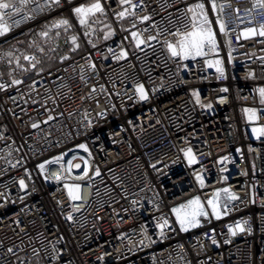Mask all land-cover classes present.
Listing matches in <instances>:
<instances>
[{"label":"built area","instance_id":"1","mask_svg":"<svg viewBox=\"0 0 264 264\" xmlns=\"http://www.w3.org/2000/svg\"><path fill=\"white\" fill-rule=\"evenodd\" d=\"M2 2L0 264H264V135L253 131L264 127V7L100 0L82 25L73 10L96 0ZM197 3L216 48L172 57ZM101 26L109 33L84 37ZM195 198L207 215L183 231L174 209L191 212Z\"/></svg>","mask_w":264,"mask_h":264},{"label":"snow or ice","instance_id":"2","mask_svg":"<svg viewBox=\"0 0 264 264\" xmlns=\"http://www.w3.org/2000/svg\"><path fill=\"white\" fill-rule=\"evenodd\" d=\"M24 2L26 3L27 0H24ZM121 5L124 4H128L130 5V7L132 9H135L137 7V5L132 3V0H119ZM53 3L55 4H59V0H53ZM257 3H259L262 7H264V0H257ZM10 7L9 3H5L2 2V0H0V9H8ZM204 4L203 3H197L193 6L188 7L187 12L191 13V18H190V22H191V31L185 32L180 34L181 35V39H179L175 45H173L172 43H168L167 47L168 50L171 53L172 57H179L181 59H188L189 57L195 59V57L197 56H205L208 54V52L214 51L216 48V42H215V38H214V34L212 33V30L210 27H206V25L209 23L207 15L204 12ZM212 8L215 9L216 5L213 2L212 4ZM74 13L80 18L79 22L80 24H85L87 23V17L91 16V15H95L96 13H103L104 9L100 3V0H96L95 3H92L88 6H81V7H76L74 10ZM127 10L125 11H121L118 13V16L123 18L126 15ZM134 14V13H133ZM143 20H148L149 17L145 16L142 18ZM69 22L67 20H61L57 23V25L55 26H60V25H68ZM221 31L224 30V25L221 24L220 25ZM6 27H0V35H3L4 32L6 31ZM248 32L250 33H255L256 29L253 28H249L247 29ZM41 35L43 36H47L48 33L44 32ZM259 35L264 36V26H262L261 31L259 32ZM132 36L134 38H137V33L133 32ZM155 37H149V39H154ZM73 43H75L76 41V37H72ZM144 43L143 40H138V46L139 44ZM205 48L208 49V51H205ZM126 55L125 53H121V56ZM118 59L120 57H117ZM25 59H29V57H25ZM205 63L209 66L212 67L213 66V62L212 61H205ZM216 66H217V71L218 72H223L222 68L219 67L220 61L217 60L215 62ZM13 84H19L21 83V81L19 80H13L12 81ZM0 87H3L2 85H0ZM137 92L140 94V98L141 99H147V96L144 92L143 86L142 85H138L137 86ZM223 91H227V89H223ZM260 95L262 98H264V88L259 89ZM262 102H264V100H262ZM207 107L211 108V104L207 105ZM247 112L251 113L250 119L254 118L256 113L255 110L253 109H246ZM51 118V117H50ZM36 125H33V127H35ZM253 131H258L261 135H264V127H261L259 129H253ZM80 147L84 148L85 151H87V148L84 145H80ZM185 156L189 158V163H194L195 159L192 155V150L189 148L185 151ZM41 168L44 167V165H40ZM77 167H79V165H77ZM96 174L99 175V170L97 169ZM199 179V177H197ZM201 183H203V181L201 180ZM19 186L21 189H25L27 186L25 184V181L23 179H21L19 181ZM78 187V186H77ZM225 192H227L228 190L225 189ZM219 195V193H217V196ZM77 197H73V199H76ZM232 199H236L235 196L232 197ZM208 205L211 206L212 210H213V214H215L217 216V218H219V212L217 210V204L213 201V200H208ZM189 204L191 205H196L197 207L195 209H193L191 212L185 213L183 216H181V209H174V211L177 213V219L181 225V229L183 231H187V227H185V224L187 223L188 225L195 227L198 225L199 221L196 219L197 216L199 215H207V213H204L200 210L199 205H200V201L199 198H195L192 201H189ZM72 217L69 216L68 219L70 220ZM161 227H163V225H161ZM236 227L240 230V231H244V228L237 224ZM232 235H236V232L233 231ZM213 243H215V241H213ZM9 253H13V249L12 248H8L7 250ZM33 251L35 252L36 250L33 249Z\"/></svg>","mask_w":264,"mask_h":264},{"label":"rangeland","instance_id":"3","mask_svg":"<svg viewBox=\"0 0 264 264\" xmlns=\"http://www.w3.org/2000/svg\"><path fill=\"white\" fill-rule=\"evenodd\" d=\"M72 29H73V28H72ZM82 31H83V35H84V37L87 38V39H89V40H91V41L96 40V39L99 37V33H102V32H104V33H109L108 30H105V31H104V26L99 27V28H98V32H95V33H93V32L95 31V28L82 29ZM69 35H70V36L68 37V40H69L70 43H71L70 49H71L72 47H78L79 45H81V44H80L79 35H78V33H76V31H72ZM35 36H41V34H40V33H37V34L33 35L32 37H35ZM51 36H52V35H51ZM61 37H62V36H60V34H57L56 36H52L51 38H53V39L55 38V39L58 41V42L56 41V42L58 43V45H60V43L63 41V40L61 39ZM72 37H76V41H75V43H73ZM60 41H61V42H60ZM65 41H66V40H65ZM73 49H74V48H73ZM73 195H74L75 197H77V196H78V190H74Z\"/></svg>","mask_w":264,"mask_h":264}]
</instances>
